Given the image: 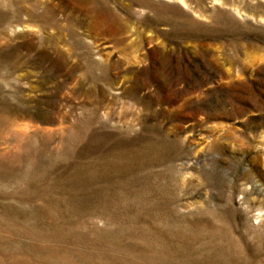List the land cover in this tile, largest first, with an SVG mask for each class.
Masks as SVG:
<instances>
[{
	"label": "rangeland",
	"instance_id": "obj_1",
	"mask_svg": "<svg viewBox=\"0 0 264 264\" xmlns=\"http://www.w3.org/2000/svg\"><path fill=\"white\" fill-rule=\"evenodd\" d=\"M0 264H264V0H0Z\"/></svg>",
	"mask_w": 264,
	"mask_h": 264
}]
</instances>
